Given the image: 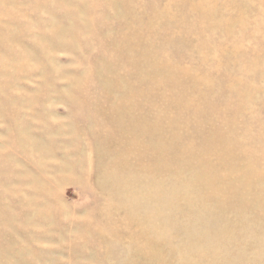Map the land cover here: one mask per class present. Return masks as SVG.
<instances>
[{"label": "rangeland", "instance_id": "obj_1", "mask_svg": "<svg viewBox=\"0 0 264 264\" xmlns=\"http://www.w3.org/2000/svg\"><path fill=\"white\" fill-rule=\"evenodd\" d=\"M0 264H264V0H0Z\"/></svg>", "mask_w": 264, "mask_h": 264}, {"label": "bare ground", "instance_id": "obj_2", "mask_svg": "<svg viewBox=\"0 0 264 264\" xmlns=\"http://www.w3.org/2000/svg\"><path fill=\"white\" fill-rule=\"evenodd\" d=\"M159 142H161V140H159ZM221 156H222V153H221ZM206 162V161H205ZM204 162V163H205ZM222 195H224V194H222ZM224 197H226V195L224 196ZM223 199V198H222ZM142 246H144V247H146L145 248V251L146 252H143V254H144V256H146V257H151L152 255H153V253L155 252V250H154V248H153V246H148V243H142ZM156 247V246H155ZM141 249V248H140ZM158 251H159V249H158ZM141 253V252H140ZM143 258V257H142ZM147 262V261H146Z\"/></svg>", "mask_w": 264, "mask_h": 264}]
</instances>
